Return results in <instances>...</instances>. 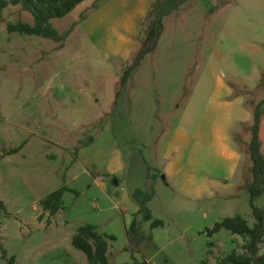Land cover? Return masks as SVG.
Instances as JSON below:
<instances>
[{
	"label": "rangeland",
	"instance_id": "obj_1",
	"mask_svg": "<svg viewBox=\"0 0 264 264\" xmlns=\"http://www.w3.org/2000/svg\"><path fill=\"white\" fill-rule=\"evenodd\" d=\"M117 1L127 7L113 18L102 9L103 0H84L52 19L59 33L70 30L62 47L8 31V24L33 23L21 5L0 10V200L8 211H0V264L12 255L15 264H86V255L71 243L84 224L114 237L111 264H216L232 251L244 253L240 235L224 228L209 232L229 216L254 223L246 189L248 129L231 131L242 153L231 174L219 144L223 120L214 118L212 98L224 83L233 95L243 94L251 109L264 99V0H151L136 26L141 0ZM157 16V46L121 86ZM90 137L99 154L93 164L79 162L77 149ZM113 151L123 167L111 176L96 165ZM176 157L184 172L170 178L164 168ZM140 159L147 166V189L154 187L147 205L153 219L163 221L153 229L136 208L121 211L128 208L124 199L140 174ZM186 175L206 178L212 194L186 195ZM63 185L69 188L63 208L50 215L41 200ZM255 205L264 209V194ZM134 215L140 221L136 241L128 228Z\"/></svg>",
	"mask_w": 264,
	"mask_h": 264
},
{
	"label": "trees",
	"instance_id": "obj_2",
	"mask_svg": "<svg viewBox=\"0 0 264 264\" xmlns=\"http://www.w3.org/2000/svg\"><path fill=\"white\" fill-rule=\"evenodd\" d=\"M84 0H0V10L8 4L21 5V7L30 12L33 17V23L17 22L8 24L9 32H19L26 35H36L60 42L68 36L70 30L59 33L51 25V20L61 18L70 13L79 3ZM97 6H94L93 10ZM88 14L82 15V19ZM162 34L161 18L156 19L147 27L146 33L142 39L141 47L131 59L130 64L123 71L120 78V85L124 86L131 72L137 68L145 55L153 51L157 46L158 40ZM120 90L115 94L114 109H117ZM264 99L259 101L253 109V121L249 128L250 139L248 143V152L251 165L249 168L250 178L246 183V189L249 193V203L254 218V223L250 226L245 218L240 215L225 217L217 222L209 231L215 233L221 228L243 237L244 253L239 254L235 251L222 257L216 264H264V254L260 253V245L264 243V209L255 205L256 199L264 194V156L261 152V141L259 137L260 122L262 118V105ZM94 137L86 144L93 143ZM69 188L66 185L49 193L41 200L42 208L54 215L63 208L62 198L65 191ZM133 199L137 203V213L142 214V221H150V228H156L163 225V221L153 219L148 202L154 196V187L150 185L147 189L136 188L132 193ZM0 211L8 214L5 204L0 200ZM140 221L134 215L128 228L134 234V241L137 240L140 231ZM114 240L112 235L99 232L97 227L91 224H84L77 228L71 238L72 245L86 255V264H111L109 261V241ZM3 257L6 255L3 253ZM14 255L7 259L6 264H15ZM141 263V262H140ZM143 264L145 262H142ZM131 264H139L135 260Z\"/></svg>",
	"mask_w": 264,
	"mask_h": 264
},
{
	"label": "crops",
	"instance_id": "obj_3",
	"mask_svg": "<svg viewBox=\"0 0 264 264\" xmlns=\"http://www.w3.org/2000/svg\"><path fill=\"white\" fill-rule=\"evenodd\" d=\"M129 1V0H128ZM150 2L151 0H141L142 7L140 8L139 14L135 16L134 21H132V26H136V20H140L145 12V6H147V2ZM105 2L102 9H105L106 12H110V17L113 18L118 14L119 9L123 7H127L126 4H120L117 0H103ZM133 8L135 9L136 6L133 4ZM101 9V10H102ZM88 22L85 21L83 24L86 25ZM137 28V27H136ZM131 40H129V45H131ZM99 55V54H97ZM101 57V60H104V56L102 53L99 55ZM114 73H116L114 71ZM250 77V76H249ZM219 93L212 98V105L215 107V111L212 112L214 118H217V115L219 118H222L223 124L219 125L220 129V138H219V144L223 148V157L226 160H229L231 163L230 166V172L231 174H235L237 170L239 169V165L242 159V153L239 150L236 143L232 140V133L231 131L236 127L237 129L239 127H242L244 130L248 129V124H252L253 121V109H251L248 105L245 104V98L243 94H237L233 95V89L229 85H225L224 83H221L219 86ZM105 129V128H103ZM104 131V130H103ZM198 131H200V127L198 128ZM181 133L178 134L180 139H183L185 137V133L183 131H180ZM264 123L260 122V130H259V137L261 141V152L263 150L264 145ZM250 139V134H249ZM248 139V140H249ZM181 142V140H177V143ZM249 142V141H248ZM98 144V142L94 141L90 144H83L81 147L77 149V161L85 162L90 161V163H95L92 160H96L99 150L97 147H95ZM263 156L264 153L262 152ZM112 157H109V154L103 159L102 162L98 163L96 166L100 170V172H103L105 174L114 175L119 170L122 169L123 163L121 161V158L119 157L118 152L113 151ZM143 160L140 159V164L137 166V173H140L138 176L133 177L135 182L132 183L127 188V195L124 199L128 205V208H125L121 210L122 212H126L129 209H137V203L133 199L132 193L136 188H146V179H147V166H144ZM179 158L176 157L175 159L171 160L164 168L166 176L170 178H176L178 174H181L184 172V167L182 164H178ZM146 168V169H145ZM195 169V168H194ZM142 172V173H141ZM145 172V173H144ZM163 173V170L162 172ZM188 173V172H187ZM102 174V173H101ZM117 181V180H116ZM118 185L117 183H114ZM104 189L107 190L106 183H103L102 186ZM183 190L185 191L186 195L191 196L195 199L200 198L203 194L207 193L208 195H211V190L206 185V178L200 177V179H194L193 175H186L183 183Z\"/></svg>",
	"mask_w": 264,
	"mask_h": 264
},
{
	"label": "water",
	"instance_id": "obj_4",
	"mask_svg": "<svg viewBox=\"0 0 264 264\" xmlns=\"http://www.w3.org/2000/svg\"><path fill=\"white\" fill-rule=\"evenodd\" d=\"M114 183H117L116 179H114Z\"/></svg>",
	"mask_w": 264,
	"mask_h": 264
}]
</instances>
